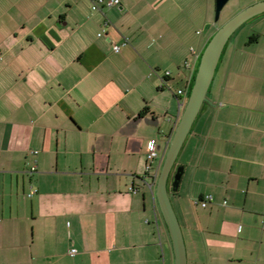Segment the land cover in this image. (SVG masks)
Returning <instances> with one entry per match:
<instances>
[{
    "label": "crops",
    "instance_id": "0c3cea01",
    "mask_svg": "<svg viewBox=\"0 0 264 264\" xmlns=\"http://www.w3.org/2000/svg\"><path fill=\"white\" fill-rule=\"evenodd\" d=\"M92 4L0 0V264H176L156 184L219 26L199 0ZM258 35L226 43L168 179L188 264H264Z\"/></svg>",
    "mask_w": 264,
    "mask_h": 264
},
{
    "label": "water",
    "instance_id": "95a60500",
    "mask_svg": "<svg viewBox=\"0 0 264 264\" xmlns=\"http://www.w3.org/2000/svg\"><path fill=\"white\" fill-rule=\"evenodd\" d=\"M228 1L216 0L215 20H219L221 12ZM262 13H264V0L250 4L219 27L208 42L203 51L188 100L184 106L159 173L156 184V197L170 232L176 264H188V258L182 226L173 206L168 188L170 173L204 101L208 100L207 94L226 43L232 34L246 21ZM180 178L181 171L178 169L174 175V189H177Z\"/></svg>",
    "mask_w": 264,
    "mask_h": 264
},
{
    "label": "rangeland",
    "instance_id": "374dc122",
    "mask_svg": "<svg viewBox=\"0 0 264 264\" xmlns=\"http://www.w3.org/2000/svg\"><path fill=\"white\" fill-rule=\"evenodd\" d=\"M209 0H199V11H200V18H199V24L198 29H200L201 34L200 37L205 36L211 28L218 25L221 27L224 23H226L230 18H232L234 15H236L238 12H240L245 7L249 6L252 3H255L260 0H229L228 3L223 8L220 18L217 22H212L211 20L208 22L206 19L207 15V3ZM212 1V19L215 21V9H216V0H210ZM264 20V13L259 14L258 16H255L248 21H246L241 27H239L230 37L229 41H238L240 43H244L245 41H249L250 37L253 34H258L260 31H264V24L259 25V22ZM218 27V28H219ZM258 44H250L244 46V49L241 50L239 55H242V57H248V53H255V49ZM264 45V36L261 42V46ZM244 54V55H243ZM177 171V165H175L170 173L169 176V183L170 186H172L173 182V176Z\"/></svg>",
    "mask_w": 264,
    "mask_h": 264
},
{
    "label": "built area",
    "instance_id": "2783aa9c",
    "mask_svg": "<svg viewBox=\"0 0 264 264\" xmlns=\"http://www.w3.org/2000/svg\"><path fill=\"white\" fill-rule=\"evenodd\" d=\"M99 1H101L103 3L101 4V3H99ZM92 2H93L92 9L93 10H101V11H103L105 7H111V6H115V5H119L120 4V0H92ZM114 49L116 51H118L120 49V45H115ZM178 93L183 95L185 93V91L183 89H180L178 91ZM187 100H188V95H187V92H186L185 98L184 99L181 98L180 101H179L180 105H185ZM156 146H157L156 139H153L152 140V147H151V150L149 152V160L150 161H152L158 155ZM151 166L152 165L149 163L148 168L150 169ZM156 176H157V174H155V177ZM209 200H210V196L205 197V199L202 201V204L203 205H207ZM197 202H198V200H197ZM75 252H76V249L73 248L71 250V254H75Z\"/></svg>",
    "mask_w": 264,
    "mask_h": 264
},
{
    "label": "trees",
    "instance_id": "16d2710c",
    "mask_svg": "<svg viewBox=\"0 0 264 264\" xmlns=\"http://www.w3.org/2000/svg\"><path fill=\"white\" fill-rule=\"evenodd\" d=\"M259 38V35L258 34H253L251 37H250V40L249 42H256ZM192 88V87H191ZM191 91V89H190Z\"/></svg>",
    "mask_w": 264,
    "mask_h": 264
}]
</instances>
